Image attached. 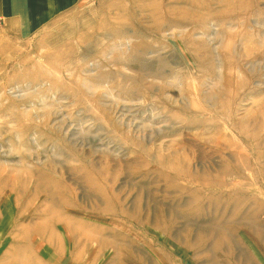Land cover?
<instances>
[{"label": "rangeland", "instance_id": "rangeland-1", "mask_svg": "<svg viewBox=\"0 0 264 264\" xmlns=\"http://www.w3.org/2000/svg\"><path fill=\"white\" fill-rule=\"evenodd\" d=\"M33 1L0 17V264H264V0Z\"/></svg>", "mask_w": 264, "mask_h": 264}, {"label": "crops", "instance_id": "crops-1", "mask_svg": "<svg viewBox=\"0 0 264 264\" xmlns=\"http://www.w3.org/2000/svg\"><path fill=\"white\" fill-rule=\"evenodd\" d=\"M46 2L49 3L50 0ZM34 5L33 0H0V17L3 21L6 20V25L10 24L11 27L21 21L28 23L30 14L35 11Z\"/></svg>", "mask_w": 264, "mask_h": 264}]
</instances>
